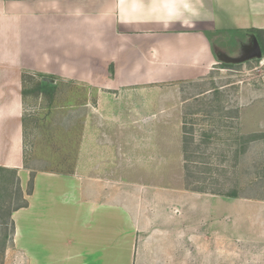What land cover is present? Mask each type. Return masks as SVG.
I'll return each instance as SVG.
<instances>
[{
  "label": "rangeland",
  "instance_id": "1",
  "mask_svg": "<svg viewBox=\"0 0 264 264\" xmlns=\"http://www.w3.org/2000/svg\"><path fill=\"white\" fill-rule=\"evenodd\" d=\"M262 62L107 93L100 115L91 84L25 72L24 164L9 231L21 191L39 180L2 264H264ZM43 80L53 88H38ZM90 176L116 193L95 213L80 203ZM55 214L62 226L31 225Z\"/></svg>",
  "mask_w": 264,
  "mask_h": 264
},
{
  "label": "crops",
  "instance_id": "2",
  "mask_svg": "<svg viewBox=\"0 0 264 264\" xmlns=\"http://www.w3.org/2000/svg\"><path fill=\"white\" fill-rule=\"evenodd\" d=\"M249 29L264 30V0H0V165L24 164L25 72L91 84L100 115L107 93L119 98L125 89L196 79L221 62L247 61L255 36ZM235 45L238 54L230 48ZM38 176L27 196L21 191L10 232L33 206ZM95 176L86 180V196L80 194L91 213L105 207L104 196L116 195ZM58 214L31 225L62 226Z\"/></svg>",
  "mask_w": 264,
  "mask_h": 264
},
{
  "label": "trees",
  "instance_id": "3",
  "mask_svg": "<svg viewBox=\"0 0 264 264\" xmlns=\"http://www.w3.org/2000/svg\"><path fill=\"white\" fill-rule=\"evenodd\" d=\"M248 33L255 34L258 37V40L261 44L262 52L264 47V30L257 29H249ZM264 55V53H263ZM241 63V62H240ZM221 67H233L236 63H219ZM239 64V63H237ZM25 74L23 75L24 79ZM38 88L43 90H49L53 88V84L43 80L40 84H38ZM26 94V90L23 88V96ZM187 160V158H186ZM17 179V169L0 166V218L3 219L1 222L2 225H5L2 232L0 233V264H2L3 259L5 257L7 244L10 238L9 231V222L6 220L7 216H11L12 211L10 204L12 203V198L14 195L13 186ZM7 183L8 185H5ZM11 184V185H10ZM228 196H237L236 191L230 190L227 193Z\"/></svg>",
  "mask_w": 264,
  "mask_h": 264
},
{
  "label": "water",
  "instance_id": "4",
  "mask_svg": "<svg viewBox=\"0 0 264 264\" xmlns=\"http://www.w3.org/2000/svg\"><path fill=\"white\" fill-rule=\"evenodd\" d=\"M262 54L263 52H262L261 44L258 40V37L255 35L252 51L247 55L245 59L250 60L252 58H260L262 57Z\"/></svg>",
  "mask_w": 264,
  "mask_h": 264
},
{
  "label": "built area",
  "instance_id": "5",
  "mask_svg": "<svg viewBox=\"0 0 264 264\" xmlns=\"http://www.w3.org/2000/svg\"><path fill=\"white\" fill-rule=\"evenodd\" d=\"M262 64H264V62H262Z\"/></svg>",
  "mask_w": 264,
  "mask_h": 264
}]
</instances>
